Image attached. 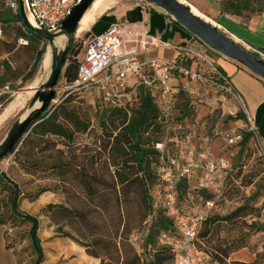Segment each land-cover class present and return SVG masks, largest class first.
I'll list each match as a JSON object with an SVG mask.
<instances>
[{
	"label": "rangeland",
	"instance_id": "374dc122",
	"mask_svg": "<svg viewBox=\"0 0 264 264\" xmlns=\"http://www.w3.org/2000/svg\"><path fill=\"white\" fill-rule=\"evenodd\" d=\"M4 1L0 0V16L14 15L6 8ZM112 1L114 4L106 11L107 13L114 12L121 5L138 4L144 9L150 8L142 0ZM260 13H264V0H248L242 15L248 17ZM3 23L8 25L6 30L9 33L0 39V79L3 80V86L9 85L11 94L3 102L0 101V113L19 95L25 97L28 88L37 78L35 87L31 89L34 93L35 88L45 82L49 73V68L47 70V67L41 65L48 48L47 42L36 39L34 33L25 26H19L18 22L14 23L15 27L8 21ZM85 37V32L76 34L74 42L82 43ZM63 44L64 41L60 47ZM41 49L44 53L37 70L30 79L25 80ZM206 54L212 60L217 55L213 52ZM80 55H83L82 50ZM154 56L168 57L167 53L162 55L157 53ZM200 64V73L208 75L210 70L207 64L204 62ZM65 88L64 80L58 79L54 102H51L48 114L56 107L57 109L62 107L71 111L80 122L87 125L88 129L75 134V140L64 156L69 160L75 158V161L84 163L90 159L97 160L96 168L86 167L85 171L101 176L103 172L100 170V164L105 155L101 153L100 147L102 139L100 121L104 112L97 105L98 94L93 88L74 93ZM208 93L209 101L194 103L192 114L186 118L188 122L192 119L198 121L194 138L196 146L201 150L208 149L213 159L224 164V167L218 168L215 173V178L221 186L222 198L216 201L214 209L207 213V217L224 218L247 202L253 205V211L251 216L233 223L214 224L208 239L198 238L196 247L202 253L205 264H216L209 253L211 248L217 245L227 246L231 251L244 245L243 248L229 254L227 262L230 264H264V231H259L264 229V161L259 156L251 137L242 146L229 144L224 140L225 133L230 130L240 134L248 133L245 119L237 118L243 112L230 97L210 89ZM32 95L27 97L22 110L16 111L7 121L0 124V141L11 124L23 115L22 112L27 108ZM70 96L73 100H69ZM61 111H58V116H61ZM216 131L219 136H215ZM26 136L27 134L23 135L22 139ZM167 147L170 152L175 150L170 144ZM57 149L67 148L58 144L54 149L50 144L42 142L30 156L23 153L18 156L15 151L0 161V264H33L35 260L28 236L29 224L15 215L11 205L12 185L19 191L18 211L36 216L39 220L38 236L44 252L42 264H100V260L89 257L83 248L63 236L68 232L79 237L81 223L68 219L64 212L57 209L50 212V217L47 216V211L44 212L49 204L57 207L88 205L84 200V188L72 180L73 175L69 169L56 168L59 162H62L57 160ZM197 175L199 177L200 173ZM200 209L205 212L201 207ZM85 235L87 236L86 233ZM142 237L143 231L131 236V241L138 250L142 245Z\"/></svg>",
	"mask_w": 264,
	"mask_h": 264
},
{
	"label": "trees",
	"instance_id": "16d2710c",
	"mask_svg": "<svg viewBox=\"0 0 264 264\" xmlns=\"http://www.w3.org/2000/svg\"><path fill=\"white\" fill-rule=\"evenodd\" d=\"M247 5L248 0L222 1V8L234 15H242ZM140 10L139 7H136L128 13L129 22L140 20ZM5 21L11 22V25L15 27L14 23L21 21V18L19 13L0 16V39L9 33L6 30L8 25L3 23ZM89 34L87 32L85 36ZM34 37L42 40L36 34ZM2 43L6 44L5 41ZM81 49L82 43L75 41L67 54L59 77L64 80L65 86L73 84L77 79ZM207 50L211 52L208 48ZM43 53V49L37 53L35 62L25 80L30 79L35 73ZM194 68L199 70L200 66ZM217 70L225 74L220 68ZM2 84L3 80L0 79V88L3 87ZM134 95L132 103L118 108L104 104L97 95V105L104 112L100 121L102 132L100 147L101 153L105 155L100 164V170L103 172L101 176L85 171L86 167L96 168L97 160L90 159L84 163L75 161V158L69 160L64 156L68 152L70 144L75 140V134L85 132L88 127L80 122L71 111L62 107H58V109L56 107L48 114L51 105L44 111L38 120L30 124L24 133L27 136L21 139L9 154L16 151L18 156L22 153L25 156H30L42 142L50 144L54 149L58 144L67 148L65 149L67 151L57 149V160H62V162H59L56 168L69 169L68 171L73 175L72 180L84 188V200L88 205L57 207L49 204L44 212L47 211V216L50 217V212L57 209L64 212L68 219L81 223L82 229L78 231L79 237L68 232L63 236L70 238L83 248L86 255L100 260V264H174L171 251L158 245L159 234L161 232L172 233L173 223L166 216L162 206L154 209L153 195L160 184L156 173L159 153L155 149V144L163 136L160 112L154 98L146 88L137 87ZM7 97L0 98V101L3 102ZM69 98V100H73L71 96ZM176 108L178 109L177 119L189 118L193 112L194 103L181 93ZM60 110H62L61 116H58ZM237 118L244 119V115L240 114ZM250 137L253 141L251 133L241 134V140L237 144L244 145ZM12 188L11 205L15 215L24 223L29 224L28 236L35 254L33 264H42L44 252L38 236L39 220L36 216L18 211L19 191L14 185ZM186 190L187 182L181 179L176 186L178 203L188 213H191L185 200ZM200 193L205 199H211L212 194L209 190H201ZM252 211L253 205L247 202L224 218L207 217L201 223L195 244L197 245L198 238L208 239L214 224L233 223L238 219L251 216ZM141 231H143L142 245L138 250L132 243L131 236ZM259 231H264V229ZM243 247L244 245H241L233 251ZM233 251L227 246L217 245L215 248H211L209 254L216 264H230L227 260Z\"/></svg>",
	"mask_w": 264,
	"mask_h": 264
},
{
	"label": "built area",
	"instance_id": "2783aa9c",
	"mask_svg": "<svg viewBox=\"0 0 264 264\" xmlns=\"http://www.w3.org/2000/svg\"><path fill=\"white\" fill-rule=\"evenodd\" d=\"M80 2L23 0V7L26 19L34 28L53 33ZM4 4L14 15L19 13V0H5ZM17 24L25 26L22 20ZM149 39L152 36L148 33L141 34L119 24L110 25L103 33L87 35L82 42L83 55L79 58L77 79L65 89L76 92L93 88L104 104L117 108L132 103L137 87L149 91L159 109L163 126V136L155 144L159 153L156 173L160 184L153 195L154 209L162 206L174 228L172 233L159 234L158 245L171 251L174 264H205L195 240L207 213L222 198L221 186L215 173L224 164L213 159L208 149L201 150L194 143L197 119L188 122L186 118H176L179 95L183 93L193 103L209 101L208 89L230 97L243 112L247 131L252 134L254 145L263 161L264 146L239 94L231 86L228 77L213 65L215 63L206 54L209 51L204 45L201 50L187 42L179 44L174 47L177 52L175 59H141L149 50ZM201 62L209 67V75L205 76L194 68L200 66ZM10 94L9 85L0 88V98ZM219 135L216 131L215 136ZM224 140L229 144H237L241 134L230 130L225 133ZM168 144L175 150L170 152ZM181 179L187 182L185 200L191 213L178 203L176 186ZM201 190H209L213 197L205 199Z\"/></svg>",
	"mask_w": 264,
	"mask_h": 264
},
{
	"label": "crops",
	"instance_id": "0c3cea01",
	"mask_svg": "<svg viewBox=\"0 0 264 264\" xmlns=\"http://www.w3.org/2000/svg\"><path fill=\"white\" fill-rule=\"evenodd\" d=\"M180 1L195 9L201 17L212 23L242 47L264 59V13L249 17L234 15L222 8L223 0ZM148 6L150 8L144 9L138 4L134 6L121 5L120 8L114 11L115 13L104 12V14H101L86 31L90 34H100L110 25L119 24L141 34L148 33L152 36V39L148 40L149 50L141 56V59L159 57L154 56L157 53L160 55L167 53L168 57L165 58L175 59L177 52L174 47L186 42L193 48H204L200 42L193 39L191 35L177 26L160 10L151 5ZM136 7L141 9L140 20L129 22L128 13ZM133 16L135 17L136 14ZM86 31L85 33H87ZM213 61L216 67L225 73L231 86L239 94L264 146V81L238 64L219 55H215Z\"/></svg>",
	"mask_w": 264,
	"mask_h": 264
},
{
	"label": "water",
	"instance_id": "95a60500",
	"mask_svg": "<svg viewBox=\"0 0 264 264\" xmlns=\"http://www.w3.org/2000/svg\"><path fill=\"white\" fill-rule=\"evenodd\" d=\"M94 1L81 0L59 24L56 31L48 33L34 28L28 22L24 12L23 0H19V15L23 24L29 31L45 40L50 48L49 73L45 82L35 88L26 108V113L11 124L6 135L0 141V160L20 142L30 124L38 120L54 100L57 82L62 73L67 54L74 43L79 22ZM142 1L160 10L211 52L238 64L264 81V59L242 47L200 15H196L184 2L180 0ZM57 39L64 41L62 47L56 45Z\"/></svg>",
	"mask_w": 264,
	"mask_h": 264
},
{
	"label": "bare ground",
	"instance_id": "6f19581e",
	"mask_svg": "<svg viewBox=\"0 0 264 264\" xmlns=\"http://www.w3.org/2000/svg\"><path fill=\"white\" fill-rule=\"evenodd\" d=\"M113 4H114V2L112 0H95L93 2V4L91 5V7L82 16V18L79 22L76 34H80V33L85 32L91 26V24L97 19V17H99L101 14H103L104 12L109 10L110 7L113 6ZM191 10L196 15H200L199 13H196L192 8H191ZM61 43H62L61 39L56 40L57 46H59ZM49 63H50V48L48 46V48L44 54L41 65L43 67H47V70H48ZM36 83H37V78L34 80V82L28 88L29 90H28V92H26L25 97H23L22 95H19L18 97H16L12 102H10L4 108V110L0 113V124L7 121L10 118V116L13 113H15L16 111L23 109L24 105L26 104L27 97L29 98L33 94L31 89H33L35 87ZM22 113L25 114L26 109Z\"/></svg>",
	"mask_w": 264,
	"mask_h": 264
}]
</instances>
